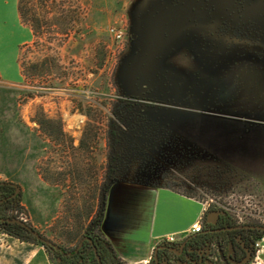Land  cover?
I'll list each match as a JSON object with an SVG mask.
<instances>
[{"label": "rangeland", "instance_id": "1", "mask_svg": "<svg viewBox=\"0 0 264 264\" xmlns=\"http://www.w3.org/2000/svg\"><path fill=\"white\" fill-rule=\"evenodd\" d=\"M56 1L76 15L69 36L45 28L20 55L27 64L57 57L61 76L26 79L23 88L4 91L11 111L6 104L3 123L25 124L30 149L22 165L31 172L0 173V182L20 189L16 219L73 250L95 218L86 217L90 208L98 210L93 191L105 179L103 137L113 100L145 94L224 123L190 138L197 147L185 141L192 160L164 183L194 193L204 208L221 201L237 219L264 226V0ZM112 27L124 32L122 43L109 34ZM39 85L42 96L25 97ZM42 116L60 121L61 146L38 130ZM87 125L93 131L86 138L95 140L80 148ZM216 158L231 160L225 187L205 177L206 163ZM119 191L110 193L108 205L116 206ZM42 251L44 260L35 264H54L55 253Z\"/></svg>", "mask_w": 264, "mask_h": 264}, {"label": "trees", "instance_id": "2", "mask_svg": "<svg viewBox=\"0 0 264 264\" xmlns=\"http://www.w3.org/2000/svg\"><path fill=\"white\" fill-rule=\"evenodd\" d=\"M32 1L18 0V13L21 22L30 28L33 37L37 38L44 35L45 28L48 30L54 28V36L67 38L72 28H74V22L76 21L75 13L65 9L63 4L56 0H35L37 2L35 3L36 5ZM48 2H50L51 8L48 7ZM52 12H54L53 15H51ZM36 44L37 41L32 43L33 46ZM24 47L29 46L27 44L21 46L20 51ZM19 62L24 81L26 79L34 80L37 77H52L56 73L59 76L62 74L61 65H59L57 57L54 56H45L39 62L27 64L21 61L20 55ZM44 88L39 85L38 88L36 87L32 93H29L25 97L42 96ZM113 108L115 111L108 114V129L106 135L103 137V147L106 153V164L103 168L105 169V179L102 187L93 188L95 190L93 191L94 195L96 194L99 197L98 210L94 213L93 208H90L92 210L87 213L86 217L88 219L92 214L95 215V218L82 231L80 242L84 234L87 233L88 228L93 226L92 232L102 242V249L109 252L110 263L108 264H127L116 255L109 242L99 232L105 210L102 204L106 202V196L110 187L115 183H127L164 188L199 201L194 193L177 191L173 183H164V180L168 178L169 174L174 176L173 172L179 174L184 163L186 165L190 164L186 163L191 158L185 155L186 149L183 145L185 141L190 140L191 145L197 147L198 144L195 145L197 142L195 143L190 138L197 137L202 132V129L213 130L216 126L219 127L224 125V123L220 122V119L216 118L212 113L194 112L152 102L143 95H123L115 98L113 100ZM84 114L89 118L90 115L88 113ZM35 121L38 125V130L47 136L49 140L57 142L59 146H61V143L63 144L65 133L62 130L60 121L43 116L42 119H36ZM92 131L93 128L87 125L85 128V138ZM94 140L95 135H92L86 138V141L82 140L79 147L87 149L89 144ZM234 153L229 152L230 157ZM230 161V159L222 160L216 158L211 159L212 163H206L204 171L205 177L210 180L209 182L215 185L223 184L222 187H225L226 182L224 181L227 180L229 171H231V168H229V165H231ZM45 180L48 181L46 177ZM5 185H10V183L0 182V195L5 191L3 187ZM7 211L8 207L3 206V208H0V212L3 215L0 218L4 219L3 222H0V231L2 233L20 242L38 245L47 251L51 250L55 253V249L44 246L25 227L8 222V219L16 218L8 216ZM210 213H218L220 223L225 227H231L237 220V217H235V214L229 208L222 204L221 201H216V204H211L204 210L201 217L202 228L213 224L208 221V214ZM26 224L38 232L32 225ZM233 233L235 232H226L225 234ZM247 233L252 234L254 239L257 240L263 232L250 230ZM223 234L220 233L219 236ZM239 242L241 245V247L239 245L240 249L249 253L250 248L248 245L243 241ZM106 245H108V250L105 249ZM58 246L59 250L67 251L62 246ZM97 249L103 264H105L102 257L103 251L101 252L99 247ZM55 259L54 264H57L61 260H65L66 264H99L94 247L89 243L83 244L79 251L73 253L69 258H63L60 254H57Z\"/></svg>", "mask_w": 264, "mask_h": 264}, {"label": "crops", "instance_id": "3", "mask_svg": "<svg viewBox=\"0 0 264 264\" xmlns=\"http://www.w3.org/2000/svg\"><path fill=\"white\" fill-rule=\"evenodd\" d=\"M32 39L30 28L20 20L18 0H0V173L6 176L30 171L22 165L30 150L27 126L15 120L14 124L3 123V119L6 104L11 111L4 91L23 88L20 48ZM116 189H120L117 204L107 205L100 231L127 264H147L154 248L167 236L186 238L205 210L199 201L168 189L119 185L112 191ZM37 260H44L41 246L0 235V264H35Z\"/></svg>", "mask_w": 264, "mask_h": 264}, {"label": "flooded vegetation", "instance_id": "4", "mask_svg": "<svg viewBox=\"0 0 264 264\" xmlns=\"http://www.w3.org/2000/svg\"><path fill=\"white\" fill-rule=\"evenodd\" d=\"M142 95L146 97L145 94H140L136 96ZM11 184L12 183H10V185L3 186L5 188V191H3L0 195V208H3V206L8 207V216H14L15 218H19L18 216L13 215L12 213L14 212V210H16L17 202L20 199L21 193L20 190L17 191L16 187L12 186ZM119 185H131L153 189H164L127 183L113 184L107 193L106 202L102 204L105 209L103 220L105 217L110 193L116 186ZM213 214L214 213L208 214V220L213 219L214 223L210 226L202 228L199 234L190 233L184 239L174 238L173 241H160L159 244H157V246L154 248L151 260L147 264H249L253 257L254 244L256 240L254 239L253 235L247 233V231H260L257 229V227H260L261 225H257L254 222L237 219L231 227H225L222 226V224L220 223L219 217L215 218ZM1 216L3 215L0 212V217ZM92 229L93 226L88 228V231L82 237L80 244L82 243L83 245L89 243L93 247H99L100 251H103V261L105 262V264H108L110 263L109 252L104 251V249H102V242L96 237L95 234H93ZM99 232L101 233L100 229ZM226 232L235 233L225 234ZM220 233L224 234L219 236ZM262 234H264V232ZM101 235L103 236L102 233ZM239 241H243L246 245H248V247L250 248L249 253L240 249L241 245ZM80 244L71 251L55 250V253L56 255L60 254L63 258H69L73 253H77L79 251L82 246H80ZM233 246L235 247L233 248ZM158 247L162 248L158 249L157 262L155 260V250ZM105 249L108 250V245H106ZM98 263L103 264L101 257L100 262L98 261ZM57 264H66V262L65 260H61Z\"/></svg>", "mask_w": 264, "mask_h": 264}, {"label": "built area", "instance_id": "5", "mask_svg": "<svg viewBox=\"0 0 264 264\" xmlns=\"http://www.w3.org/2000/svg\"><path fill=\"white\" fill-rule=\"evenodd\" d=\"M109 34L113 37L114 41L117 43H122L124 40V32L121 29L117 28H109ZM206 209V208H205ZM20 219L23 220V218L20 217ZM202 229V224H201V218L197 221H195L191 225V233H199ZM174 236H167L163 240L166 241H173ZM249 264H264V234H262L254 244V253L253 257L250 261Z\"/></svg>", "mask_w": 264, "mask_h": 264}, {"label": "water", "instance_id": "6", "mask_svg": "<svg viewBox=\"0 0 264 264\" xmlns=\"http://www.w3.org/2000/svg\"><path fill=\"white\" fill-rule=\"evenodd\" d=\"M12 186L16 187L17 191H19V187L14 185V184H11ZM213 216L215 218H218L219 217V214L218 213H214ZM0 221H4V219H0ZM8 222H12V223H16V224H19L21 225L22 227H25V229H27L38 241H40L44 246L46 247H50L52 249H55V250H59V246L52 243L51 241H49L48 239L42 237L38 232H36L32 227L28 226L25 222L23 221H20V220H17V219H8L7 220ZM210 223H214V220L213 219H209L208 220ZM258 230L264 232V226H260V227H257ZM82 245V243L80 244V246ZM162 247H158L156 250H155V260L158 262V257H157V252H158V249H160ZM94 250H95V254H96V257L98 259V261L100 262V257L98 255V252H97V248L94 247Z\"/></svg>", "mask_w": 264, "mask_h": 264}]
</instances>
